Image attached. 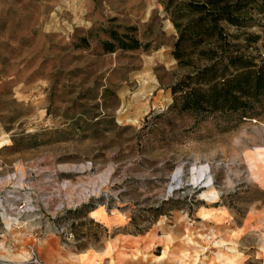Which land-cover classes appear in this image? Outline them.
Listing matches in <instances>:
<instances>
[{"label":"rangeland","instance_id":"rangeland-1","mask_svg":"<svg viewBox=\"0 0 264 264\" xmlns=\"http://www.w3.org/2000/svg\"><path fill=\"white\" fill-rule=\"evenodd\" d=\"M167 2L0 0V258L24 264L33 251L46 264L57 245L80 254L105 242L137 255L183 215L264 209V104L205 117L172 108L210 54L179 65ZM112 32L141 48L105 53ZM261 43L246 54L263 55ZM205 169L211 189L198 183Z\"/></svg>","mask_w":264,"mask_h":264},{"label":"trees","instance_id":"trees-1","mask_svg":"<svg viewBox=\"0 0 264 264\" xmlns=\"http://www.w3.org/2000/svg\"><path fill=\"white\" fill-rule=\"evenodd\" d=\"M165 7L171 8L170 18L178 32L173 56L179 65L192 64L196 51L210 54L207 64L190 79L193 86L175 99L172 108L180 114L205 117L213 113H246L262 106L264 53L254 60L245 51L260 42L264 47V25L253 20L254 15L264 18V0H183L175 5L174 0H168ZM253 25L259 28V34L227 31L228 27L247 30ZM109 39L100 42L105 53L141 48L138 40L127 35L121 38L112 32Z\"/></svg>","mask_w":264,"mask_h":264},{"label":"crops","instance_id":"crops-1","mask_svg":"<svg viewBox=\"0 0 264 264\" xmlns=\"http://www.w3.org/2000/svg\"><path fill=\"white\" fill-rule=\"evenodd\" d=\"M28 239L26 237L25 240ZM157 239L158 242L149 241L137 255L117 254L111 245L109 250L106 242L99 250L91 249L80 254L57 245L55 250L52 249L55 258L43 261L46 264L62 261V264H181V261L185 264H263L264 209L243 212L217 210L200 216L196 222L183 215L175 218L162 238ZM208 240L215 242L216 247L204 257L201 255L202 248ZM156 247L162 253L159 257L155 255ZM24 248L27 249V246ZM39 248L37 245L38 251ZM17 257L9 255L0 258V261L1 264H19ZM21 257V263L28 258L24 252Z\"/></svg>","mask_w":264,"mask_h":264},{"label":"built area","instance_id":"built-area-1","mask_svg":"<svg viewBox=\"0 0 264 264\" xmlns=\"http://www.w3.org/2000/svg\"><path fill=\"white\" fill-rule=\"evenodd\" d=\"M216 247L215 242H212L211 240H208L204 247L202 248V256H206V254L210 253L213 248ZM24 264H43L39 258L34 254V252H31L30 258L24 262ZM264 264V263H263Z\"/></svg>","mask_w":264,"mask_h":264},{"label":"bare ground","instance_id":"bare-ground-1","mask_svg":"<svg viewBox=\"0 0 264 264\" xmlns=\"http://www.w3.org/2000/svg\"><path fill=\"white\" fill-rule=\"evenodd\" d=\"M262 160V159H261ZM263 161V160H262ZM262 164L264 165V161L262 162ZM264 167V166H263ZM206 174V169L205 170H203V171H201V173H200V177L198 178V183L200 182V183H204V186L207 188V189H211L212 188V185L210 184V180L209 179H202L201 177L203 176V175H205ZM175 180H176V182L177 181H179L180 180V174L179 173H176L175 174ZM212 199H215V196L212 198ZM183 260V259H182ZM181 264H185L184 262H182L181 261Z\"/></svg>","mask_w":264,"mask_h":264}]
</instances>
